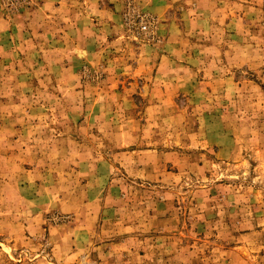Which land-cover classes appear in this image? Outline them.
<instances>
[{
    "label": "rangeland",
    "instance_id": "obj_1",
    "mask_svg": "<svg viewBox=\"0 0 264 264\" xmlns=\"http://www.w3.org/2000/svg\"><path fill=\"white\" fill-rule=\"evenodd\" d=\"M0 264H264V0H0Z\"/></svg>",
    "mask_w": 264,
    "mask_h": 264
},
{
    "label": "built area",
    "instance_id": "obj_2",
    "mask_svg": "<svg viewBox=\"0 0 264 264\" xmlns=\"http://www.w3.org/2000/svg\"><path fill=\"white\" fill-rule=\"evenodd\" d=\"M148 28L147 20H144L142 17L139 18V29L141 31H146Z\"/></svg>",
    "mask_w": 264,
    "mask_h": 264
},
{
    "label": "crops",
    "instance_id": "obj_3",
    "mask_svg": "<svg viewBox=\"0 0 264 264\" xmlns=\"http://www.w3.org/2000/svg\"><path fill=\"white\" fill-rule=\"evenodd\" d=\"M18 32V29H16V33ZM39 32V31H38ZM21 33H22V30H21Z\"/></svg>",
    "mask_w": 264,
    "mask_h": 264
}]
</instances>
